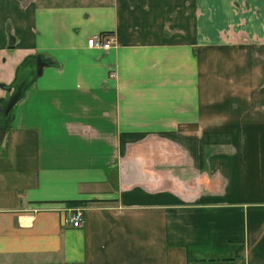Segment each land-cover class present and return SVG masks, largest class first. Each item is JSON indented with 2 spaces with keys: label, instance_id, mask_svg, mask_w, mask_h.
<instances>
[{
  "label": "crops",
  "instance_id": "crops-1",
  "mask_svg": "<svg viewBox=\"0 0 264 264\" xmlns=\"http://www.w3.org/2000/svg\"><path fill=\"white\" fill-rule=\"evenodd\" d=\"M15 80L0 264H264V0H0Z\"/></svg>",
  "mask_w": 264,
  "mask_h": 264
},
{
  "label": "built area",
  "instance_id": "built-area-1",
  "mask_svg": "<svg viewBox=\"0 0 264 264\" xmlns=\"http://www.w3.org/2000/svg\"><path fill=\"white\" fill-rule=\"evenodd\" d=\"M114 46V39L110 35L97 34L87 40V47L90 49L107 50ZM84 207H66L67 216L63 218V224L67 227L81 228L84 223Z\"/></svg>",
  "mask_w": 264,
  "mask_h": 264
},
{
  "label": "trees",
  "instance_id": "trees-1",
  "mask_svg": "<svg viewBox=\"0 0 264 264\" xmlns=\"http://www.w3.org/2000/svg\"><path fill=\"white\" fill-rule=\"evenodd\" d=\"M17 74H18V71H17ZM9 87L15 88L16 80ZM9 87L7 86L6 88H9ZM25 87L23 89V93H24ZM8 100H9V96L0 100V132H4V133L9 131L12 125V110L9 113L6 112L8 102H9ZM85 204H86V201H70L67 203L68 206H83Z\"/></svg>",
  "mask_w": 264,
  "mask_h": 264
},
{
  "label": "water",
  "instance_id": "water-1",
  "mask_svg": "<svg viewBox=\"0 0 264 264\" xmlns=\"http://www.w3.org/2000/svg\"><path fill=\"white\" fill-rule=\"evenodd\" d=\"M25 85L19 84L16 88L15 93L12 95V97L10 98L9 102H8V106L6 109V112L9 113L11 111V109L14 107V105L19 101V99L21 98L22 94H23V89H24Z\"/></svg>",
  "mask_w": 264,
  "mask_h": 264
},
{
  "label": "rangeland",
  "instance_id": "rangeland-1",
  "mask_svg": "<svg viewBox=\"0 0 264 264\" xmlns=\"http://www.w3.org/2000/svg\"><path fill=\"white\" fill-rule=\"evenodd\" d=\"M16 91V89H14L13 91H12V93L9 95V100H10V98L12 97V95L14 94V92ZM8 100V101H9Z\"/></svg>",
  "mask_w": 264,
  "mask_h": 264
},
{
  "label": "flooded vegetation",
  "instance_id": "flooded-vegetation-1",
  "mask_svg": "<svg viewBox=\"0 0 264 264\" xmlns=\"http://www.w3.org/2000/svg\"><path fill=\"white\" fill-rule=\"evenodd\" d=\"M16 88H17V86H16ZM15 93V92H14ZM12 110V109H11Z\"/></svg>",
  "mask_w": 264,
  "mask_h": 264
}]
</instances>
